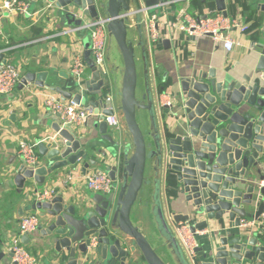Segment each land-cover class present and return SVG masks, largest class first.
Here are the masks:
<instances>
[{
  "label": "water",
  "instance_id": "water-1",
  "mask_svg": "<svg viewBox=\"0 0 264 264\" xmlns=\"http://www.w3.org/2000/svg\"><path fill=\"white\" fill-rule=\"evenodd\" d=\"M179 1L41 0L53 6L57 21L74 25L76 32L89 29L93 22H105V70L96 67L88 58L90 50H86L90 76L82 87L90 93L113 84L116 107L132 148L123 154L128 142L123 136L117 139L105 120H95L91 134L86 135L78 127L53 122L54 135L37 144L38 163L22 162L14 170L12 185L23 194L26 210L40 219L35 231L24 234L28 240L22 243L41 242L47 247L48 262L264 264V188L258 190L256 185L264 176V43L257 45L259 55L249 74L239 77L212 67L181 76L171 94L173 102L162 106L163 118L167 110L174 109L177 121L173 127L164 125L160 130L148 81L141 18L149 9ZM214 1L216 9L226 16L225 0ZM253 1L264 12V2ZM129 29L137 35L130 36ZM157 46L170 49L171 43L163 39ZM6 51L0 48V65L8 63ZM140 62L145 90L138 95ZM27 85L45 87L63 99L93 106L95 114L99 112L98 93L84 103L85 95L75 84L52 86L41 73L27 72L18 88ZM102 113L111 115L113 111ZM150 161L153 175L148 178ZM90 168L107 169L115 183L120 179L117 193L77 196L61 191L50 200L38 198L49 178L66 171L85 173ZM162 176L173 185L170 207L181 209L178 213L173 209L169 215L163 208ZM138 202L145 209L140 213L147 223L144 232L132 219ZM2 213L6 216L10 211L4 208ZM5 218L11 227L10 215ZM244 220L253 224L243 225ZM180 221L188 223L191 232L206 229L196 235L194 259L185 254L170 226ZM34 233L35 237L30 235ZM5 242L0 237V248Z\"/></svg>",
  "mask_w": 264,
  "mask_h": 264
},
{
  "label": "crops",
  "instance_id": "crops-1",
  "mask_svg": "<svg viewBox=\"0 0 264 264\" xmlns=\"http://www.w3.org/2000/svg\"><path fill=\"white\" fill-rule=\"evenodd\" d=\"M3 1L0 0V48L7 50L8 63L13 65L16 63L19 66L20 70L18 71L21 78L27 72H39L46 77V82L52 86L64 88L75 84L70 71L72 59L75 55H79L87 63L85 51L90 50V36L88 34L91 29L76 32L73 29L74 25L62 24L55 17L53 6L49 3L43 4L41 0H25L30 3V11L33 12L31 17L6 11ZM140 1L142 2V0ZM213 2V9H210L204 0L170 2L158 7L157 12L147 13L145 16L151 17L155 14L163 22H168L175 21L183 11L195 16L221 12L216 9L214 0ZM260 2H264V0ZM225 4L226 16L239 15L243 22L249 26L246 32L240 34L243 46H234L232 52L227 53L221 44L213 42L208 36L187 39L183 34H181L182 41L179 42V47L177 44L171 43L170 49H164L162 46H157L159 42L152 45L150 49L146 47L148 81L157 108V122L160 130L164 125L173 127L177 121L172 114L174 109L167 110L166 119L163 118V109L160 108L159 104L164 96H169L173 102L171 94L176 89L181 76L191 74L193 70H207L212 67L219 71L236 73L239 77L250 73L251 67L259 55L257 45L264 43V12L256 8L253 0H225ZM248 44H254L255 48L248 49ZM91 57L90 54L88 58L92 60ZM18 66H16L17 69ZM138 68L137 89L141 95L145 90L144 68L141 62ZM87 76H90L89 67L84 74L85 78ZM100 91L103 92L102 87ZM48 93L61 96L45 87L36 85H27L22 90L17 87L15 92L0 95V237L6 240L0 248V264H13L12 257L9 256L8 246L12 237H20L21 243L28 240L25 235L19 234V223L23 215L32 211L26 210L23 194L21 196L16 186L12 185L11 175L22 163L18 153L20 141L39 143L45 140L48 135H54L51 125L53 122L59 123V120L57 116L44 107L43 99ZM90 93L95 95L98 92ZM86 106L93 107L91 105ZM95 120V117L88 118L78 129L83 132V135L90 133ZM112 134L117 139L123 136L125 142H128L124 146L123 154L132 151L125 127L120 129L117 135L113 132ZM123 154L120 155V159H122ZM111 160L110 162L113 164L114 161ZM151 166L152 162L150 161L146 171L148 178L153 175ZM94 170V168H90L87 172L90 173ZM71 172L83 173L78 170ZM68 173L66 171L59 177L49 178L44 185L45 189L56 187L57 192L67 191V193H74L77 196L91 194L83 179L74 180L64 185L63 180ZM119 173L120 178L121 173ZM119 182L120 179L118 183L114 182L113 192L115 193L118 191ZM172 188L173 185L162 176L161 199L163 208L169 215L173 209L177 213L181 210L170 207ZM147 192L146 189L144 193ZM141 205L140 202L136 203L132 210V219L135 222L140 220V212L143 210ZM4 208H8L10 211V219L13 220L11 227L5 224V217L9 215H3ZM175 225L176 223L173 224V228ZM207 228L209 229V227ZM30 235L35 237V233ZM23 245L33 255H38L39 252L43 254L42 260H45L46 255L42 250L44 251L47 247L43 246L41 242H27ZM2 251L3 253H1ZM47 257L48 259L51 258L50 256ZM44 264H53V261L48 262L46 259Z\"/></svg>",
  "mask_w": 264,
  "mask_h": 264
},
{
  "label": "built area",
  "instance_id": "built-area-1",
  "mask_svg": "<svg viewBox=\"0 0 264 264\" xmlns=\"http://www.w3.org/2000/svg\"><path fill=\"white\" fill-rule=\"evenodd\" d=\"M4 9L8 12H16L31 17L33 12L30 11V3L25 0H4ZM1 9V8H0ZM141 18L143 25V34L145 40V47H150L163 38L169 39L170 43L180 45L182 41L181 34L188 38H197L201 36L210 37L213 42L222 45L223 49L230 53L233 51L234 46H243L240 40V34L246 32L249 28L239 15L224 16L221 12H213L206 16H195L187 11L180 13L175 21H162L159 16L153 14L151 17L145 16ZM165 28V29H164ZM90 30V54L92 62L98 69L105 70L106 66V45H107V32L105 29L104 21H96L91 24ZM248 49H254V44H248ZM232 63V62H230ZM88 64L82 59L81 56L75 55L71 64V75L77 89L82 93L84 92L83 83L85 80L84 74ZM21 75L17 67L13 64L0 65V95L10 94L15 92L18 84L20 83ZM96 100L99 102V112L94 113L93 107L81 106L76 103L72 98L63 99L55 93L45 94L43 99L44 107L53 115L57 116L61 127L67 124L73 127H79L88 118L95 117L97 121L105 120L108 129L113 133H119L123 129V121L121 120V113L116 107V92L113 84L110 82L104 85L103 92H98ZM172 103L169 96H164L159 104L160 108ZM103 110H112L111 115H104ZM36 142H19V155L21 161L27 165L38 163L39 155L37 152ZM83 179L86 187L92 193H100L105 196L113 193V180L109 175V171L103 168H97L88 173H75L69 172L63 184L67 185L74 180ZM257 189L264 188V176L256 182ZM57 193L56 187L47 188L42 190L38 198L50 200ZM264 218V212L261 214ZM40 222L39 216L36 213L25 214L21 217L19 223V234L24 235L36 230ZM243 225H252V220L242 221ZM206 229L196 230L191 232L189 224L185 221L176 223L174 227L175 236L183 248L185 254L194 259L196 255V247L198 240L196 235H202ZM9 250L12 252V261L14 264H39L36 255L27 251L20 241V237H12L9 242Z\"/></svg>",
  "mask_w": 264,
  "mask_h": 264
},
{
  "label": "rangeland",
  "instance_id": "rangeland-1",
  "mask_svg": "<svg viewBox=\"0 0 264 264\" xmlns=\"http://www.w3.org/2000/svg\"><path fill=\"white\" fill-rule=\"evenodd\" d=\"M157 12V8H153V9H149L148 10V13L149 14H151V13H153V12ZM128 33H129V35L130 36H132V37H135L137 34H136V32H135V30H131V29H129V31H128ZM89 36H90V33L88 34ZM263 39H264V35H263ZM86 43V42H85ZM135 43H137V41H135ZM15 65L16 66H18L16 63H15ZM18 70H20V68H19V66H18ZM85 96L83 97V99H82V102H88V97H93V96H95V95H93V93H89V92H82ZM138 95H139V92H138ZM116 134V133H115ZM117 135V134H116ZM113 185H114V183H113ZM140 219H141V217H140ZM25 247V246H24ZM27 248V247H26ZM25 248V249H26ZM43 263H46V260H44L43 261Z\"/></svg>",
  "mask_w": 264,
  "mask_h": 264
},
{
  "label": "flooded vegetation",
  "instance_id": "flooded-vegetation-1",
  "mask_svg": "<svg viewBox=\"0 0 264 264\" xmlns=\"http://www.w3.org/2000/svg\"><path fill=\"white\" fill-rule=\"evenodd\" d=\"M143 210L145 211V209H143ZM147 211H150L149 207L147 208ZM140 213H141V212H140ZM136 224H138V226L140 227V229L144 232V228L146 229V225H147V223H146L145 221H142V220L140 219V220L136 221ZM170 226H171L172 230L174 231L173 223H171ZM37 251H39V250H37ZM42 252L45 254V252H44L43 250H42ZM37 254H38V255H36V256H37V258H38V262H39V264H44V263H43V260H42V258L44 257L43 254H40V252L37 253ZM167 264H170V263L167 262Z\"/></svg>",
  "mask_w": 264,
  "mask_h": 264
},
{
  "label": "trees",
  "instance_id": "trees-1",
  "mask_svg": "<svg viewBox=\"0 0 264 264\" xmlns=\"http://www.w3.org/2000/svg\"><path fill=\"white\" fill-rule=\"evenodd\" d=\"M204 3H205L210 9H213V7H214V2H213V0H204Z\"/></svg>",
  "mask_w": 264,
  "mask_h": 264
}]
</instances>
